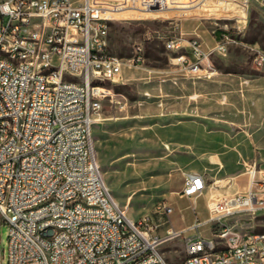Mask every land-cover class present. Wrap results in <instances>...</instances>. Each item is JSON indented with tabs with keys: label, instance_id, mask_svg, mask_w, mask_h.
Listing matches in <instances>:
<instances>
[{
	"label": "built area",
	"instance_id": "2783aa9c",
	"mask_svg": "<svg viewBox=\"0 0 264 264\" xmlns=\"http://www.w3.org/2000/svg\"><path fill=\"white\" fill-rule=\"evenodd\" d=\"M251 2L264 9V0L242 6ZM179 3L0 0V225L9 226L7 264H172L160 244L206 224L213 236H185L180 264H264V233L228 222L264 217V168L249 165L245 188L231 194L218 193L216 182L199 172H185L181 194L196 211V199L209 192V216L176 230L166 201L131 220L95 155L92 128L113 92L80 89L81 79L119 83L125 68L146 58L141 44L129 58L111 54L109 22L124 12L160 14ZM232 43L226 32L211 46L181 33L165 47L187 74L211 77L218 72L212 58L227 55ZM254 62L264 65L263 49L256 48ZM50 219H60V226H50Z\"/></svg>",
	"mask_w": 264,
	"mask_h": 264
},
{
	"label": "rangeland",
	"instance_id": "374dc122",
	"mask_svg": "<svg viewBox=\"0 0 264 264\" xmlns=\"http://www.w3.org/2000/svg\"><path fill=\"white\" fill-rule=\"evenodd\" d=\"M179 2L160 14L128 11L109 22L111 54L129 58L141 44L146 58L125 68L119 83L96 82L113 94L103 100L92 128L105 182L127 216L140 220L166 201L173 205L176 230L209 216V195L196 199V211L182 196L185 172H200L220 193L231 194L245 188L249 165L264 168V65L254 62L256 48L264 50V9L254 2L245 8L243 0ZM182 21L186 30L218 37L225 31L233 38L227 55L212 58L218 69L212 78L185 74L171 63L174 54L165 41L179 34ZM228 222L239 230L264 231L263 216ZM197 232L213 236L206 224L160 244L168 262L180 264L185 236ZM8 233L9 226L1 224V264L8 263Z\"/></svg>",
	"mask_w": 264,
	"mask_h": 264
},
{
	"label": "crops",
	"instance_id": "0c3cea01",
	"mask_svg": "<svg viewBox=\"0 0 264 264\" xmlns=\"http://www.w3.org/2000/svg\"><path fill=\"white\" fill-rule=\"evenodd\" d=\"M184 22L185 21H182V22H180V24H179V26H180V32H179V34H185V35H188V36H190V35H194V34H197L198 36H200V38L202 39V41L204 42V44L205 45H208V46H211V45H213V44H215V42L218 40V36H216V35H214L213 33H211V32H207V30H205V31H201L202 33H203V35H201L198 31H197V29H192L191 31H189V30H186L185 28H184ZM178 35V34H177ZM207 35H209L210 37H211V40H208L207 39ZM171 63H173L175 66H176V69L177 70H179V71H182V72H184L185 74H187L184 70H183V68L181 67V65H179V64H177V60L176 59H173V57H171ZM189 75V74H188ZM192 76H194V77H196V78H212L213 76H211V77H198V76H195L194 74H191ZM196 172V171H195ZM200 173V172H199ZM202 174V173H201ZM204 175V174H203ZM247 175V174H246ZM205 176V175H204ZM206 177V176H205ZM217 192L218 193H220L219 191H218V189H217ZM205 194H207V195H209V192H207V193H205ZM221 194H224V193H221ZM183 196V195H182ZM192 224V223H191ZM191 224H189V225H191ZM188 225V226H189ZM187 226V227H188ZM186 228V227H185Z\"/></svg>",
	"mask_w": 264,
	"mask_h": 264
},
{
	"label": "bare ground",
	"instance_id": "6f19581e",
	"mask_svg": "<svg viewBox=\"0 0 264 264\" xmlns=\"http://www.w3.org/2000/svg\"><path fill=\"white\" fill-rule=\"evenodd\" d=\"M5 56H14V49H5ZM106 79L110 78L81 79L80 89H87L88 87H90V89H102L96 82ZM50 226H60V219H50ZM260 226L262 227V225ZM249 233H264V231L250 230Z\"/></svg>",
	"mask_w": 264,
	"mask_h": 264
}]
</instances>
